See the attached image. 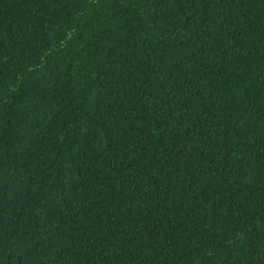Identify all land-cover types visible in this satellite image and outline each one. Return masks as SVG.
Here are the masks:
<instances>
[{
    "label": "trees",
    "instance_id": "1",
    "mask_svg": "<svg viewBox=\"0 0 264 264\" xmlns=\"http://www.w3.org/2000/svg\"><path fill=\"white\" fill-rule=\"evenodd\" d=\"M0 264H264V0H0Z\"/></svg>",
    "mask_w": 264,
    "mask_h": 264
}]
</instances>
